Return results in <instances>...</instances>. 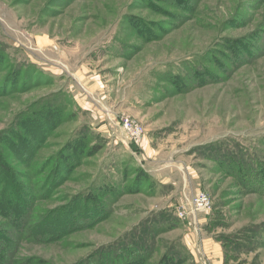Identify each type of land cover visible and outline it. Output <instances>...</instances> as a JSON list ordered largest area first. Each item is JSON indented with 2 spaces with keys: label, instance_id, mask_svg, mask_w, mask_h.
<instances>
[{
  "label": "rangeland",
  "instance_id": "rangeland-1",
  "mask_svg": "<svg viewBox=\"0 0 264 264\" xmlns=\"http://www.w3.org/2000/svg\"><path fill=\"white\" fill-rule=\"evenodd\" d=\"M0 163V264H264V0H0Z\"/></svg>",
  "mask_w": 264,
  "mask_h": 264
},
{
  "label": "built area",
  "instance_id": "built-area-1",
  "mask_svg": "<svg viewBox=\"0 0 264 264\" xmlns=\"http://www.w3.org/2000/svg\"><path fill=\"white\" fill-rule=\"evenodd\" d=\"M122 125L124 130L130 136L135 143H140L144 139V128L136 120L126 117L122 119ZM212 207V201L208 195L204 192H199L188 204L189 213H195L202 210H208ZM187 211L180 212V216L184 217ZM204 264H208V261L205 260Z\"/></svg>",
  "mask_w": 264,
  "mask_h": 264
},
{
  "label": "trees",
  "instance_id": "trees-1",
  "mask_svg": "<svg viewBox=\"0 0 264 264\" xmlns=\"http://www.w3.org/2000/svg\"><path fill=\"white\" fill-rule=\"evenodd\" d=\"M95 149H92L94 151ZM5 169V164L0 163V171H3ZM246 173H251V178L246 180H241V183L243 184L244 188L250 189L256 192L264 191V169L257 167L256 165L253 166V168H247ZM247 176V175H246ZM259 190V191H258ZM264 193V192H262ZM12 204V203H11ZM9 204V205H11Z\"/></svg>",
  "mask_w": 264,
  "mask_h": 264
}]
</instances>
